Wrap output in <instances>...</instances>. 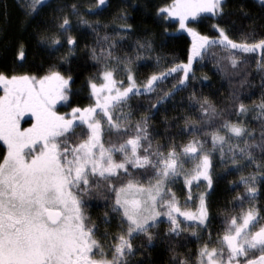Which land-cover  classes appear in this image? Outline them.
Segmentation results:
<instances>
[{"label":"snow or ice","instance_id":"1","mask_svg":"<svg viewBox=\"0 0 264 264\" xmlns=\"http://www.w3.org/2000/svg\"><path fill=\"white\" fill-rule=\"evenodd\" d=\"M45 6L46 0H27L21 25ZM108 6L107 0L83 8L57 4L52 24L35 34L49 52L67 45L61 57L66 63L79 47L71 33L89 28L93 44L84 47L96 72L86 81V106L68 103L73 77L56 64L39 77L0 72V141L6 146L0 153V264H148L135 258L158 240L167 243L174 264H190L177 258L173 246L183 232L199 245L191 264H264V205L258 203L264 200V122L257 140L245 123L249 108L241 99L249 84L246 54L259 53L256 67L264 82V33L244 32L237 40L213 23L214 34H203L194 25L221 20L226 0H168L157 7V16L166 24L175 21L191 37L190 50L185 61L162 64L156 56L155 70L138 81L137 62L152 58V41L137 40L132 54L124 49L126 38L135 35L124 8L114 17L121 23L100 35L108 25L86 16H98ZM16 54L24 59L22 41ZM205 60L233 86L223 102L227 107L193 90L187 97L190 114L175 125L181 142L169 134L159 143L152 128L156 111L192 87L194 66L203 67ZM165 83L171 88L162 90ZM142 96L147 105L137 99ZM257 107L264 114V94ZM25 115L33 118L29 127L21 125ZM214 154L239 177L230 206L219 210L215 233L209 202ZM249 168L254 170L245 175ZM177 183L186 189L183 201L174 191ZM92 201L105 209L100 224L89 214ZM113 221L117 231L110 233ZM162 223L168 225L163 237L155 231Z\"/></svg>","mask_w":264,"mask_h":264},{"label":"trees","instance_id":"2","mask_svg":"<svg viewBox=\"0 0 264 264\" xmlns=\"http://www.w3.org/2000/svg\"><path fill=\"white\" fill-rule=\"evenodd\" d=\"M73 2L83 8L86 4L94 3V0H46L47 6L42 7L31 18H27L26 24L22 26L21 21L25 20V4L21 1L0 0V29H3L0 32V72L8 75L26 73L39 77L47 72L50 65L56 64L61 70L67 69L70 71L73 77L71 105L86 106L89 103L86 81L96 72V62L90 59L88 50L84 47L85 44H93V35L89 28L81 26L79 31L74 30L71 33L76 37L79 47L74 54L68 57L66 63L61 62V57L65 55L67 45L61 48L58 53L49 52L37 43L35 35L44 25L52 24L53 17L56 14L54 9L57 4L67 5ZM167 2L168 0H107L109 6L106 11L98 16L90 14L86 16V19L92 22L99 21L101 24L108 25L107 28L101 31L100 35H103L105 32L111 33L112 29L121 23V21L115 20L114 17L118 8H124L128 15V23L133 25L132 31L135 33V35L126 38L124 49L132 54L131 49L137 40L148 39L152 41L154 49L152 58L137 62L138 81L143 80L155 70L153 65L156 56L161 57L162 64H167L171 60L185 61L190 50L191 38L189 35L185 32H177L178 25L175 22L171 21L166 24L157 16V7L163 6ZM226 5L225 16L221 20L205 19L194 25L197 30L203 34L213 35L212 24L220 23L232 38L237 40L241 38V34L244 32L255 30L258 37L261 33H264V4H261L259 0H226ZM72 20L75 25L77 23L76 19L72 18ZM165 27H167V31H165ZM18 40L24 44L25 57L23 60H20L16 54ZM246 55L249 62L244 71L248 73L249 84L245 85L242 90L241 99L249 108L245 123L258 140L262 130V122H264V114H261L257 107L261 102L262 94H264L262 74L256 67V63L261 60V57L259 53ZM194 67L197 68V80L192 82V87L178 93L174 100L170 99L163 106H159L153 117L152 128L159 133L157 140L161 144L166 142L169 134L177 135V143L181 142L179 129L175 125L181 123L178 118L190 114L186 109V105L189 103L187 97L193 90H195L197 96H207L219 107H227L223 102L233 91V86L229 84L228 78L217 73L208 60H205L203 67ZM204 76H207L208 79L204 80ZM239 78V76H236L232 79L238 80ZM170 88L171 83L161 85L162 90ZM159 94L161 93L152 95ZM137 99L143 105L148 104L146 97L142 96ZM140 114H136L137 118ZM165 121H167L168 131H165ZM4 150L5 146L0 142V153ZM213 163L215 166L214 184L209 202L210 216L215 218L211 230L215 233L220 226L219 210L226 205L230 206L229 201H232L235 195V182L239 177L233 166L228 168L220 166V161L215 158V154ZM253 170L254 168H249L244 174L247 175V172ZM239 191L242 192L243 189L240 188ZM92 203L94 206L89 209V214L97 224H100L105 209L96 207L97 201H92ZM258 203L264 205V200ZM114 228L109 226L107 231L114 233ZM173 246L178 254L177 258L189 259L190 264L194 261L199 247L196 238L192 237L191 234H181L180 237L176 238ZM167 248L168 245L165 242L163 248H157L148 253V264H172V261L169 260L172 259V254L167 251ZM143 255H138L137 261H140Z\"/></svg>","mask_w":264,"mask_h":264},{"label":"flooded vegetation","instance_id":"3","mask_svg":"<svg viewBox=\"0 0 264 264\" xmlns=\"http://www.w3.org/2000/svg\"><path fill=\"white\" fill-rule=\"evenodd\" d=\"M14 1H15V2H16V1H17V2L21 1V2L25 3L23 0H14ZM0 91H2V92H0V95L3 94V89H2V88L0 89ZM69 104L71 105V96H70ZM58 108H60V106H58ZM62 108H66V106H65V107H62ZM62 108H60V109H62ZM25 119H26L25 122H27V121H31V122H32V121H33V118H32L31 116L28 117V118H26V116H24L23 119H22V121H21V124L24 123V120H25ZM110 226H111V227H115L114 229H115V231H117L115 221H113L112 224H111ZM167 227H168V225H167L166 223H162V224H160L159 228L156 229L155 231L158 232V233H160V235L163 237L164 233H166V231H167ZM181 234H191V233H190V232H183V233H181ZM177 238H178V237H177ZM143 243H144L143 239H141V240H137V241H134V245H135V246H139V245H141V244H143ZM164 244H165V241H164V240H158V241H155V242H154V246L151 247V248H149V249L147 250V252L145 253V255H143V256L140 258V261H147V260H148V259H147V254L150 253L151 251L157 249V248H158V249H159V248H163V247H164ZM106 250H107V249H106ZM137 258H138V256H137L135 259L137 260ZM169 260L172 261V264H174V262H173L172 259H169Z\"/></svg>","mask_w":264,"mask_h":264},{"label":"rangeland","instance_id":"4","mask_svg":"<svg viewBox=\"0 0 264 264\" xmlns=\"http://www.w3.org/2000/svg\"><path fill=\"white\" fill-rule=\"evenodd\" d=\"M25 3L24 4H26V2H27V0H23ZM173 22H175V21H173ZM177 32H183V31H179V30H177ZM186 33V32H185ZM190 37V36H189ZM191 38V37H190ZM3 89V87L2 86H0V89ZM0 92H2V91H0ZM3 94H1L0 96H2ZM69 101H70V99H69ZM69 103V102H68ZM62 112H66V111H70V109L68 108V107H66V108H62V109H60ZM26 116V118H28V117H30L29 115H25ZM26 121V119L24 120V123L23 124H21L22 125V127H29L30 126V122L31 121H27V122H25ZM2 144H3V141H0ZM6 147V146H5ZM204 189L203 188H200L199 189V191H203ZM174 191H176V193H177V195L181 198V200L183 201V198H184V193L186 192V189H184L183 188V185L181 184V183H177L175 186H174ZM196 192H197V189H196V187H195V185L193 186V199L195 200V194H196Z\"/></svg>","mask_w":264,"mask_h":264}]
</instances>
